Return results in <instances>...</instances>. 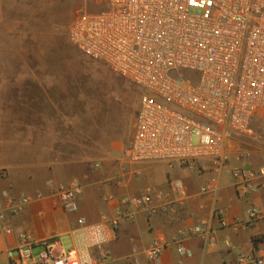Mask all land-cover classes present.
<instances>
[{"label": "built area", "instance_id": "built-area-1", "mask_svg": "<svg viewBox=\"0 0 264 264\" xmlns=\"http://www.w3.org/2000/svg\"><path fill=\"white\" fill-rule=\"evenodd\" d=\"M97 3V10L72 18L68 36L89 59L108 65L143 89L125 159L135 164L176 163L198 173L229 167L236 138L251 136L252 120L264 114V0ZM230 174L237 196L245 197L263 186L264 165L240 162L230 168ZM0 175L6 171L1 169ZM174 186L180 191L184 188L180 181ZM54 190L64 210L78 209V182L58 183ZM213 191L210 184L201 187L204 194ZM155 197L163 193L148 188L122 196L106 219L109 230L116 233L123 220L133 219L138 212L161 209ZM29 200L27 195L2 190L0 222L20 213ZM212 213L220 224L225 223L221 210ZM259 220H264V209L251 205L247 218L235 220L234 226L246 227ZM1 229L12 232L3 223ZM207 233L201 225L180 229L171 242L154 238L144 253L154 264L171 243L180 255H186L184 240ZM103 241L86 243L80 238L65 247L57 236L37 241L25 233L6 255L9 264H105L110 259L107 253L97 258L89 253L90 246ZM238 262L264 264V254L249 253Z\"/></svg>", "mask_w": 264, "mask_h": 264}, {"label": "crops", "instance_id": "crops-1", "mask_svg": "<svg viewBox=\"0 0 264 264\" xmlns=\"http://www.w3.org/2000/svg\"><path fill=\"white\" fill-rule=\"evenodd\" d=\"M47 114V134H41L29 152L15 161L0 160V170L6 171L5 176L0 175V195L7 190L30 197L20 213L0 222V264H9L6 250L18 246L25 233L37 241L57 236L65 247L80 238L86 243L101 238L100 245L89 247L93 258L105 252L110 257L105 264H152L144 250L154 238L171 242L180 229L195 225L208 229L207 235L186 238V255H180L170 243L154 264H239L241 256L264 254V220L234 226L235 220L247 218L251 205L264 209V178L260 189L240 197L230 174V168L240 162L264 164V159H256L257 150L237 146L229 167L221 172L198 173L168 162L129 163L119 145L101 153L76 149L63 134L69 127L65 110H48ZM70 181L81 186L75 212L60 206L54 190L56 184ZM177 181L183 190L175 188ZM205 184L214 191L202 193ZM148 188L163 193L154 199L161 209L151 214L138 212L133 219L123 220L116 233L111 232L106 219L120 198ZM213 209L224 213V224L213 216ZM2 223L12 232L5 233Z\"/></svg>", "mask_w": 264, "mask_h": 264}, {"label": "rangeland", "instance_id": "rangeland-1", "mask_svg": "<svg viewBox=\"0 0 264 264\" xmlns=\"http://www.w3.org/2000/svg\"><path fill=\"white\" fill-rule=\"evenodd\" d=\"M98 6L97 0H0V160L22 158L47 134L48 110H65L63 134L76 149L125 151L143 89L89 59L68 36L72 18ZM252 127L237 146L257 150L263 160L264 114Z\"/></svg>", "mask_w": 264, "mask_h": 264}]
</instances>
